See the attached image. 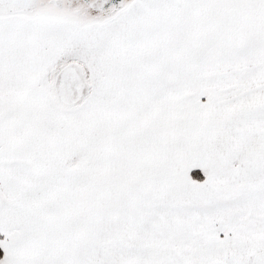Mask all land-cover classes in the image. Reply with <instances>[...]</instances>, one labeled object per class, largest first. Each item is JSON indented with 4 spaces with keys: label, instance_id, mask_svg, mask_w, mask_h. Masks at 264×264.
<instances>
[{
    "label": "snow or ice",
    "instance_id": "1",
    "mask_svg": "<svg viewBox=\"0 0 264 264\" xmlns=\"http://www.w3.org/2000/svg\"><path fill=\"white\" fill-rule=\"evenodd\" d=\"M0 264H264V0H0Z\"/></svg>",
    "mask_w": 264,
    "mask_h": 264
}]
</instances>
